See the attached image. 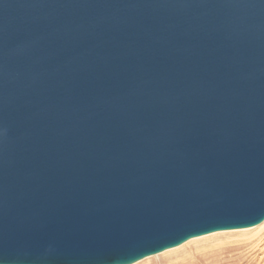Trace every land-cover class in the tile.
Instances as JSON below:
<instances>
[{
	"label": "water",
	"instance_id": "obj_1",
	"mask_svg": "<svg viewBox=\"0 0 264 264\" xmlns=\"http://www.w3.org/2000/svg\"><path fill=\"white\" fill-rule=\"evenodd\" d=\"M263 222L264 0H0V264Z\"/></svg>",
	"mask_w": 264,
	"mask_h": 264
},
{
	"label": "rangeland",
	"instance_id": "obj_2",
	"mask_svg": "<svg viewBox=\"0 0 264 264\" xmlns=\"http://www.w3.org/2000/svg\"><path fill=\"white\" fill-rule=\"evenodd\" d=\"M260 226L246 228V233L237 232L243 230L239 229L208 234L211 237L187 241L172 250L146 257L136 264H188L202 258L205 263L226 261L222 264H264V225ZM226 248H232V251L223 254L222 251Z\"/></svg>",
	"mask_w": 264,
	"mask_h": 264
},
{
	"label": "bare ground",
	"instance_id": "obj_3",
	"mask_svg": "<svg viewBox=\"0 0 264 264\" xmlns=\"http://www.w3.org/2000/svg\"><path fill=\"white\" fill-rule=\"evenodd\" d=\"M260 225H264V222L263 223H261ZM259 225V226H260ZM262 226H260V227H262ZM264 227V226H263ZM254 229V228H253ZM248 231V229H243V230H240V231H237V232H240V233H246ZM256 232V231H255ZM218 234V232H215V233H213V234H210V235H215V234ZM254 233V232H253ZM231 235V234H230ZM206 236H209V235H205V236H201V237H198V238H193V239H190V240H188V241H192V240H195V239H199V238H202V237H206ZM209 237H211V236H209ZM244 238V237H243ZM220 239V238H219ZM237 241V240H236ZM250 241V240H249ZM222 242V241H221ZM217 244V243H216ZM242 245V244H241ZM218 246V245H217ZM213 247H215V246H213ZM227 247V246H226ZM234 247H236V246H234ZM239 248V247H238ZM237 248V249H238ZM220 249V248H219ZM235 249V248H234ZM172 250V249H171ZM208 250V249H207ZM218 250V249H217ZM166 251H168V250H166ZM166 251H164V252H166ZM232 251V248H226V249H223V251H222V253L223 254H226V253H229V252H231ZM200 252V251H199ZM198 252V253H199ZM222 260V259H221ZM229 260H231V258L229 259ZM233 260V259H232ZM239 260V259H238ZM237 260V261H238ZM217 261H214V262H212V263H205V261H204V259L202 258V259H199L198 261H195V262H190V263H188V264H222V263H224V262H226V261H224V262H222V261H219V262H217ZM184 263V262H183ZM230 263V262H229ZM136 264V263H135ZM181 264V263H180Z\"/></svg>",
	"mask_w": 264,
	"mask_h": 264
}]
</instances>
